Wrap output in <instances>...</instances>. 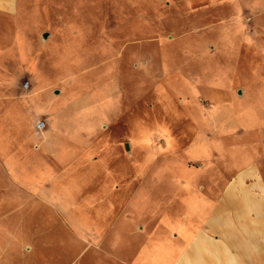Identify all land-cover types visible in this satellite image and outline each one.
I'll use <instances>...</instances> for the list:
<instances>
[{"label":"rangeland","instance_id":"obj_1","mask_svg":"<svg viewBox=\"0 0 264 264\" xmlns=\"http://www.w3.org/2000/svg\"><path fill=\"white\" fill-rule=\"evenodd\" d=\"M245 173L264 0L0 3V264H112L127 224L172 235L188 188Z\"/></svg>","mask_w":264,"mask_h":264},{"label":"crops","instance_id":"obj_2","mask_svg":"<svg viewBox=\"0 0 264 264\" xmlns=\"http://www.w3.org/2000/svg\"><path fill=\"white\" fill-rule=\"evenodd\" d=\"M242 175L215 197L188 188L186 219L172 220V235L148 238L127 224L112 264H264V182Z\"/></svg>","mask_w":264,"mask_h":264},{"label":"built area","instance_id":"obj_3","mask_svg":"<svg viewBox=\"0 0 264 264\" xmlns=\"http://www.w3.org/2000/svg\"><path fill=\"white\" fill-rule=\"evenodd\" d=\"M44 126H45V123L44 122H39L38 124H37V127L39 128V129H43L44 128Z\"/></svg>","mask_w":264,"mask_h":264}]
</instances>
